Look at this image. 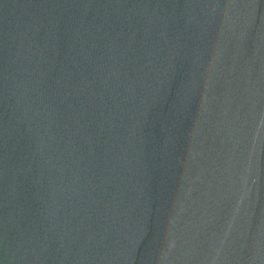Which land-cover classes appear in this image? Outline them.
<instances>
[{
  "label": "water",
  "instance_id": "95a60500",
  "mask_svg": "<svg viewBox=\"0 0 264 264\" xmlns=\"http://www.w3.org/2000/svg\"><path fill=\"white\" fill-rule=\"evenodd\" d=\"M0 264H264V0H0Z\"/></svg>",
  "mask_w": 264,
  "mask_h": 264
}]
</instances>
